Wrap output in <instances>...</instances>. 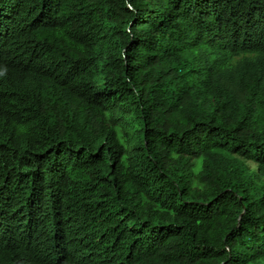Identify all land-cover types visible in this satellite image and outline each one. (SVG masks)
<instances>
[{
  "label": "trees",
  "instance_id": "1",
  "mask_svg": "<svg viewBox=\"0 0 264 264\" xmlns=\"http://www.w3.org/2000/svg\"><path fill=\"white\" fill-rule=\"evenodd\" d=\"M0 264H264V0H0Z\"/></svg>",
  "mask_w": 264,
  "mask_h": 264
},
{
  "label": "rangeland",
  "instance_id": "2",
  "mask_svg": "<svg viewBox=\"0 0 264 264\" xmlns=\"http://www.w3.org/2000/svg\"><path fill=\"white\" fill-rule=\"evenodd\" d=\"M249 166H250L253 170H256V169H257V166H256L254 163H249Z\"/></svg>",
  "mask_w": 264,
  "mask_h": 264
}]
</instances>
